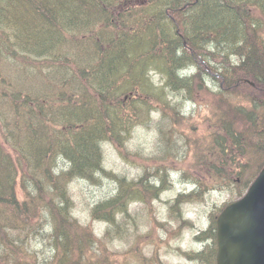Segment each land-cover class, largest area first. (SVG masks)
<instances>
[{"label":"trees","instance_id":"obj_1","mask_svg":"<svg viewBox=\"0 0 264 264\" xmlns=\"http://www.w3.org/2000/svg\"><path fill=\"white\" fill-rule=\"evenodd\" d=\"M75 5L67 2L68 15L79 9ZM85 5L89 13L69 15L58 35L47 37L44 30L54 29L58 0H0V264H92L88 253L108 250L106 238L130 222L126 197L145 201L143 191H125L122 185L93 209V219L109 226L99 237L74 216L68 186L75 179L97 180L105 172L103 141L126 142L134 118L148 114L147 107L168 103V88L197 95L212 76L214 82L236 81V87H220L211 99L217 121L204 145L211 163L201 161L195 170L207 172L214 186H229L233 177L244 176L237 184L241 197L264 167V0H95ZM134 13L136 24L130 25ZM121 21L125 32L118 44L100 38L98 28ZM160 23L167 28L147 37L146 31ZM83 37L88 42L76 46ZM94 38H100L97 45L89 42ZM130 41L139 45L124 46ZM220 53L225 55L221 64ZM191 67L195 75L180 77V70ZM96 69L101 72L95 74ZM154 72L162 75L160 86ZM195 182L193 200L207 190ZM216 231L214 217L207 233L208 244L213 242L210 264H216ZM86 235L90 242L82 241ZM40 237L48 239L52 254L44 262L27 251Z\"/></svg>","mask_w":264,"mask_h":264},{"label":"rangeland","instance_id":"obj_2","mask_svg":"<svg viewBox=\"0 0 264 264\" xmlns=\"http://www.w3.org/2000/svg\"><path fill=\"white\" fill-rule=\"evenodd\" d=\"M262 35L264 37V30ZM201 53L206 54L205 50ZM224 57L225 55L220 53L219 64ZM153 75L154 80L159 83L162 75L159 72H154ZM207 80L210 86L215 85L213 76ZM180 94L179 89H167L169 99ZM213 95V92L205 89L197 95V101L204 103L203 105L191 106L186 102L184 106L179 107L180 112L184 107L188 108L183 118L164 120V124L174 132L171 150H167L164 144L160 145L158 126H163L159 124L161 115H152L151 126L138 125L137 118H134L131 121L133 128L125 144L118 145L109 140L103 142L105 172L97 175L95 181L86 183L75 179L69 184L68 190L74 202L73 212L82 223L90 224L94 236H102L108 225L93 219V209L113 197L122 185L125 186V191L138 187L145 196V201L133 200L132 195L126 197L127 201L133 200L129 203V213L132 214L128 217L130 222L123 227L126 235L117 234L112 239L106 238L108 250L105 252L96 249L88 253L93 258L92 264L211 263L209 252L213 248V242L208 244L205 241L210 239L207 233L220 210L240 198V188L237 184L244 178L238 175L233 177V183L229 186H214L209 181L207 172L202 174L195 170L196 166L201 168V161L204 165L211 163L210 156L205 154L204 145L210 140L212 126L217 121L215 110L210 105ZM160 104H155L153 108ZM59 161L61 166L63 162L60 158ZM177 170L193 178L190 181L198 179L207 187L202 196L194 201L186 199V204L182 207L175 206L176 200L186 195L182 192L184 187L181 182L188 179L181 178V173L180 177L176 176V184L173 180L172 184L167 181L157 191L149 187L155 176L161 173L167 176L169 172L174 176ZM260 171L254 176L255 179ZM18 194L21 198L24 197L20 187ZM182 214L187 216V223L181 221ZM134 219L136 223L132 226L131 221ZM202 234H205V240L201 238ZM47 242L48 239L40 237L33 246L40 254L49 255L51 248ZM195 254L201 256L204 262L191 257Z\"/></svg>","mask_w":264,"mask_h":264},{"label":"bare ground","instance_id":"obj_3","mask_svg":"<svg viewBox=\"0 0 264 264\" xmlns=\"http://www.w3.org/2000/svg\"><path fill=\"white\" fill-rule=\"evenodd\" d=\"M69 0H58V4L60 6V8L54 13V17H53V21H54V29H46L44 30V34L48 36V33L51 34L54 33V35H58V30L60 29V26H61V23H64L65 22V19L70 15L71 12H69V15L67 14V11H68V7H67V2ZM75 1V7H78L79 9L76 10L75 13L71 14L70 17H73V16H77V14L79 16H82V15H85L87 13L90 12V9L85 5V3H89V4H92L94 3L95 0H74ZM113 8V7H112ZM135 13L133 15H131L130 17H128V20H129V23L131 22L130 25H134L136 24L135 22ZM177 20L179 21V18L176 16L172 19V22L176 25L177 24ZM174 25V27H175ZM164 24L163 23H160V25L158 24L157 25V28H154V31L152 30H147L146 31V36L147 37H154L156 34H160V30L163 29V28H167V27H163ZM105 29V30H104ZM98 28L99 32L98 34L100 35V38H102L103 41H111V42H114L113 44H118L120 41V38L122 37L123 33L125 32L123 30V23L122 21L121 22H117L116 23V27L113 26V28H109V29H106V28ZM32 31V30H31ZM108 31V32H107ZM57 32V33H56ZM114 33L116 35L115 39L114 40H111L110 39V34ZM156 33V34H155ZM155 34V35H154ZM53 35V36H54ZM177 35L179 38L183 39L184 38V35L180 32L179 28L177 29ZM100 38H94L92 40H90L89 42L92 43V45H97ZM146 38V37H145ZM14 40V39H13ZM79 39H77V45L76 46H84L88 40L86 38H81L82 41H78ZM134 41V40H133ZM133 41H130V42H127L124 46H136V45H139L137 43H134ZM73 45H75V42H72ZM134 43V44H133ZM68 45H71V43H67ZM62 45H64V42L62 43ZM223 45V44H222ZM16 46V44L14 45ZM184 46H189L187 44V41H184ZM209 46H212L211 43H209ZM224 46H225V43H224ZM227 46V45H226ZM190 51V49H189ZM226 67H230L229 65H227ZM230 69V68H229ZM93 72L96 73H100L101 70L100 69H96L94 70ZM197 72V69L196 67H191V68H186V69H182L180 70V73L179 74H182L180 77H190V76H193L195 75ZM94 77H89L88 79L89 80H92ZM247 84H249V80H245ZM236 81H231L230 84H226V81L223 83H220V82H215V85L214 86H210L208 83L206 82H203V86L204 88L206 89H209L211 92H213L214 94H217L220 93V87H226L229 85V88H234L236 87L238 84L235 83ZM188 84H191V81H188L187 82ZM233 84V85H231ZM78 86H81L80 88H84L82 87L83 86V83H79L77 84ZM157 86H160L159 83H157ZM254 87V86H253ZM184 88L185 89H188V86L186 84H184ZM179 93H181L180 95H177L176 98H170L169 99V96H168V103H164V104H160L156 107H147L149 108L147 110L148 114H145L143 116H140L136 119V123L138 125H142V126H151L153 125V121H152V115L155 113V114H158V115H161V118L162 120L160 121L159 124L163 125V126H158V129L160 131V145H165V148L167 150H171L172 148V138L174 136V132L169 128L167 127L165 124H164V120L166 118H172V119H177L178 117H181L183 118L185 116V113L188 112V108L187 106L184 107L183 111L180 112L179 108L180 106H184L187 103H190L191 106H201L203 105L204 103L202 102H198L197 100L195 101V99L197 98V95H199L200 93H197V95H195L193 92H187V91H181L179 90ZM127 99V97H126ZM231 110V109H229ZM232 120V119H231ZM225 122H229V119L227 118L225 120ZM133 128V127H132ZM132 128L130 129V131L132 130ZM130 131L127 133V139H128V136H129V133ZM127 141V140H126ZM104 142V141H103ZM125 144V142L123 143ZM122 144V145H123ZM102 147H103V143H102ZM185 152L187 150H184ZM131 201L133 200H130V201H127V202H124L125 205L126 203H131ZM121 204V203H120ZM125 208V207H124ZM75 216V214H74ZM76 217V216H75ZM136 223V219H134L133 221H131V225H135ZM109 229V226H107V229L105 228V232L103 234L106 233V231H108ZM116 233V234H115ZM115 235L117 234H121V235H126V231L122 228H118L116 229L115 231ZM82 241H85L87 240L88 242H90L92 240L91 237L89 236H83L81 237ZM90 247V244L89 246L86 247L85 251ZM30 254H32L34 257H36L38 260L44 262L48 259L51 258L52 254H49V255H44V254H40L39 251H37V249L34 248V246L32 247V249H28L27 250ZM75 251L78 255H83V253L79 252L78 251V247H75ZM192 258H198V254H195V255H191Z\"/></svg>","mask_w":264,"mask_h":264},{"label":"water","instance_id":"obj_4","mask_svg":"<svg viewBox=\"0 0 264 264\" xmlns=\"http://www.w3.org/2000/svg\"><path fill=\"white\" fill-rule=\"evenodd\" d=\"M217 264H264V169L217 219Z\"/></svg>","mask_w":264,"mask_h":264}]
</instances>
